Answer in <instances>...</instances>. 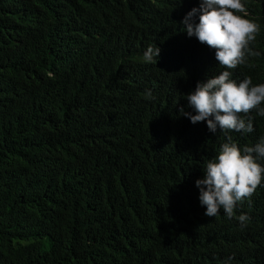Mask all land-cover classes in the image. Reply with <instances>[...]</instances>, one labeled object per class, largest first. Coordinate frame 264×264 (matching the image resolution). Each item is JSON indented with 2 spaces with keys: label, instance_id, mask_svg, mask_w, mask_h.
<instances>
[{
  "label": "trees",
  "instance_id": "1",
  "mask_svg": "<svg viewBox=\"0 0 264 264\" xmlns=\"http://www.w3.org/2000/svg\"><path fill=\"white\" fill-rule=\"evenodd\" d=\"M198 2L0 0V264H264V187L231 219L199 204L205 163L264 117L213 134L179 113L216 64L178 34ZM243 3L261 55L240 67L264 81V0Z\"/></svg>",
  "mask_w": 264,
  "mask_h": 264
},
{
  "label": "clouds",
  "instance_id": "2",
  "mask_svg": "<svg viewBox=\"0 0 264 264\" xmlns=\"http://www.w3.org/2000/svg\"><path fill=\"white\" fill-rule=\"evenodd\" d=\"M180 24L178 34L188 38L191 45L202 44L214 51L216 60L212 75L183 95L187 106L179 108L181 116L193 125L205 122L213 134L217 129L247 135L257 131L250 112L255 110L256 116L264 117V81L258 79L256 63L240 66L249 57L261 55L249 47L260 29L247 18L243 0H199ZM159 54L157 46H149L142 60L151 64ZM145 96L153 98L152 91L146 89ZM195 186L204 215L215 217L223 209L233 218L238 203L250 197L258 186L264 187V136L254 145L242 148L228 137L215 157L205 163ZM236 219L243 227L249 217L240 214ZM231 260L228 257L223 264H230Z\"/></svg>",
  "mask_w": 264,
  "mask_h": 264
}]
</instances>
